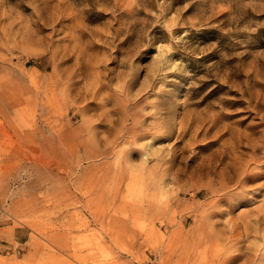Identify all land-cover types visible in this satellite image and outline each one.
I'll list each match as a JSON object with an SVG mask.
<instances>
[{
    "label": "rangeland",
    "instance_id": "rangeland-1",
    "mask_svg": "<svg viewBox=\"0 0 264 264\" xmlns=\"http://www.w3.org/2000/svg\"><path fill=\"white\" fill-rule=\"evenodd\" d=\"M0 264H264V0H0Z\"/></svg>",
    "mask_w": 264,
    "mask_h": 264
},
{
    "label": "bare ground",
    "instance_id": "bare-ground-1",
    "mask_svg": "<svg viewBox=\"0 0 264 264\" xmlns=\"http://www.w3.org/2000/svg\"><path fill=\"white\" fill-rule=\"evenodd\" d=\"M239 171H237L236 173H239V172H241L242 170H244L242 167H239ZM240 178V180L244 183L245 181H248L250 178L249 177H246L245 175L244 176H242V177H239ZM233 180V179H232Z\"/></svg>",
    "mask_w": 264,
    "mask_h": 264
}]
</instances>
